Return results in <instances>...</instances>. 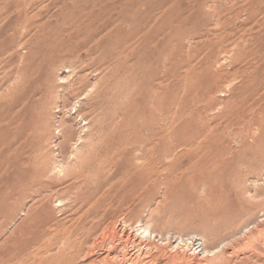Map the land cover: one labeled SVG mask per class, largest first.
I'll return each instance as SVG.
<instances>
[{
	"label": "rangeland",
	"instance_id": "rangeland-1",
	"mask_svg": "<svg viewBox=\"0 0 264 264\" xmlns=\"http://www.w3.org/2000/svg\"><path fill=\"white\" fill-rule=\"evenodd\" d=\"M90 1L0 0V264H264V0H203L200 11L201 0H108L125 5L124 23L102 32L118 31L107 47L124 43V64L92 73L81 98L113 72L110 108L85 125L73 115L81 98L64 110L54 101L44 142L23 159L26 143L11 142L15 69L39 59H27L22 43L48 50L35 34L67 30L68 11ZM30 22L37 32L24 39ZM67 71L55 69L54 92ZM215 80L209 97L190 94ZM121 104L120 131L112 115ZM63 116L72 134L59 159ZM89 159H118L124 177L98 190L109 181L104 162L97 190L72 189L66 174ZM162 163L174 172L152 183L149 170Z\"/></svg>",
	"mask_w": 264,
	"mask_h": 264
},
{
	"label": "bare ground",
	"instance_id": "bare-ground-1",
	"mask_svg": "<svg viewBox=\"0 0 264 264\" xmlns=\"http://www.w3.org/2000/svg\"><path fill=\"white\" fill-rule=\"evenodd\" d=\"M201 1V4L196 3L198 4L196 5V8L199 9V11L202 9L203 5V0ZM124 6V2H122L120 3L119 7H113L112 1L108 0H93L86 3L79 2L75 4L73 9H71L72 11H68L67 20L75 23L70 24L67 30H60L58 32L49 34V32L46 31L47 29L43 28V34H39L35 30V27H31L32 22L25 24V26L22 27L25 31L24 35L21 33L24 39L32 33V30H35L37 32L35 37L44 36L45 38L43 39L50 40L52 44L48 50H45L39 47L35 41L25 39V41L22 43V46L28 51L27 59L37 58L39 59V63L30 70H28V62L23 63L22 66L15 69L16 78L13 84L11 95V109L13 113L12 128L14 130L13 133H11V142L16 140L18 142L20 140L26 143L25 155L23 159H32V157L37 154L38 146L44 142L45 136L42 133L47 128L45 117L46 114L52 109V105H55V108H58L57 104L59 103L62 110L68 108L71 101L82 97L85 89L88 86L89 76L92 73L101 72L103 69L113 66L121 68L124 64V43H121V46L107 47L109 44H112L114 39L119 35L118 31L115 29V31L108 32L104 35L102 34L103 31L108 29L114 23H124ZM44 14L45 13L43 11H40L36 13L33 18H40ZM191 15L192 14H190V16ZM57 58H59V60H56ZM56 68L67 69V73L70 76L68 81L65 83L61 82L63 86L57 92H54L52 89V83ZM112 75L113 72L106 73L104 81L98 83L95 86L96 92L87 98H81L82 102L73 115H77V117H80L82 121H87V124L85 125H91L92 122L101 119L103 112L110 108L111 100L109 96L112 93H110L111 88L106 84V82H109ZM207 82L205 84L198 82L196 83V87L194 83V91L193 89H190V94H200L202 96L208 94V97L210 94L212 95V93L218 89V81H212L213 83ZM235 88L230 90L235 91ZM121 95L122 90H120V96ZM103 97H105L106 101L100 102L99 99H103ZM56 100L59 101L57 104L54 103ZM197 102L199 101H196V103ZM120 106L122 107L119 109L115 108L112 117L119 119L121 131L123 118L119 117H122L124 113V107L122 104ZM211 108L212 104L209 102L203 111L197 113L196 117L202 121L206 117V110L208 111ZM70 120H72L71 117L68 118V121ZM59 123L61 126V131L60 142L57 144L58 158L66 159L65 154L67 143L70 140L72 128L70 126H65L66 120L64 116L60 119ZM205 126V124H201L197 130L200 129L202 132L206 133L208 132V129L205 128ZM188 127L189 126L186 128ZM119 135L121 137V134ZM120 137L117 135V139H121ZM183 140L188 142L190 139L187 137V139L183 138ZM22 152L23 151H19L18 148H16L13 154L16 156L18 155L20 158ZM75 159H77V157ZM177 160L179 159H173L174 162ZM135 161H141L143 166L148 167L150 165V159H135ZM159 161V159H155L154 164H157ZM104 162L108 163L107 168L109 171L105 173V176H107L109 181H106L105 183L101 182V185H97L98 190L110 191L114 189L115 184L112 180H114L117 175L124 177V170H121L120 165L118 164V159H105L103 161L97 159L85 160V162H83L77 169H74L73 172L66 174V178L71 180L72 189L77 191L87 186L94 188V185L91 184L92 178L101 172L100 169H104ZM23 164L26 165L27 163H24L23 161ZM46 172L47 170H44V173ZM172 172H174V167L172 164L167 165L162 163L160 166L150 169L148 174L150 179H152V183L156 184L160 178H165V180H168L171 177ZM19 178L21 179L22 177L19 176ZM49 188L50 186L48 189ZM94 190H97L96 187ZM256 230L258 231L259 229ZM130 264H134L133 261Z\"/></svg>",
	"mask_w": 264,
	"mask_h": 264
}]
</instances>
